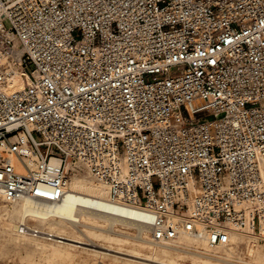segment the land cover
Instances as JSON below:
<instances>
[{
    "label": "built area",
    "instance_id": "2783aa9c",
    "mask_svg": "<svg viewBox=\"0 0 264 264\" xmlns=\"http://www.w3.org/2000/svg\"><path fill=\"white\" fill-rule=\"evenodd\" d=\"M81 170L151 242L260 232L264 0H0L1 198L58 205Z\"/></svg>",
    "mask_w": 264,
    "mask_h": 264
},
{
    "label": "bare ground",
    "instance_id": "6f19581e",
    "mask_svg": "<svg viewBox=\"0 0 264 264\" xmlns=\"http://www.w3.org/2000/svg\"><path fill=\"white\" fill-rule=\"evenodd\" d=\"M9 86L13 88L23 86V78L17 71L12 75ZM66 167L69 168L70 163H67ZM67 190L66 196L58 205L30 199L12 202L19 207V210L14 209L10 213L7 209H3L4 214L10 218V221H5V228L21 236H34L30 233L18 232L20 222L26 223L29 220H34L35 224H29V226L31 229L41 232L40 235L34 237L74 247L86 245L112 252L117 251L99 245L93 240L120 241L121 239L116 235H124L131 238L135 246L134 254H130V256L141 259L137 252L145 251L146 257L142 259L156 263L158 257L165 260L172 254H179L182 251V253L193 257L197 264H264V247L260 245L261 242H264V228L257 232L253 229L250 221L241 228L231 224L226 225L225 231L229 236L227 245L210 247L204 240L185 234L180 235L174 242L155 243L149 239L148 227L134 221L142 219V215L109 203L106 185L95 182L88 174L87 177L72 174ZM17 213L19 214L18 218ZM39 224L44 228H40ZM97 229L107 231L109 234ZM124 229L133 232L122 231ZM110 234H115L116 237H112ZM147 241L156 247L147 244ZM181 244L183 247L177 248ZM198 247H201L203 251ZM212 260H216V262ZM158 264L167 263L159 262Z\"/></svg>",
    "mask_w": 264,
    "mask_h": 264
},
{
    "label": "rangeland",
    "instance_id": "374dc122",
    "mask_svg": "<svg viewBox=\"0 0 264 264\" xmlns=\"http://www.w3.org/2000/svg\"><path fill=\"white\" fill-rule=\"evenodd\" d=\"M80 172L78 174L82 175V177H87V173L83 170ZM3 209H7L11 213L14 209L19 210V207L14 205V203H5L0 197V264H158L159 262L167 264H197L193 257L182 253L181 250V253L172 254V256L165 258V260L158 257L157 263L142 259L146 257L147 253L145 251L137 252L141 259L132 257L130 254H134L135 246L132 239L124 235H116L121 239L120 241L109 240L105 242L103 240H93L95 243L117 252L98 250L86 245L74 247L69 244L43 240L34 236H21L5 228V221H10V218L4 214ZM18 217L19 214L17 213ZM52 222L58 223L57 221ZM26 223L33 225L35 221L29 220ZM39 226L40 228H44L43 225L39 224ZM98 231L109 234V232L104 230ZM126 231L131 233L132 230ZM110 235L112 237L115 236V234ZM146 243L154 246V244L148 241ZM260 245L264 247V242H261ZM180 247H183V244L177 248ZM198 248L203 251L201 247ZM212 261L216 262V260Z\"/></svg>",
    "mask_w": 264,
    "mask_h": 264
}]
</instances>
